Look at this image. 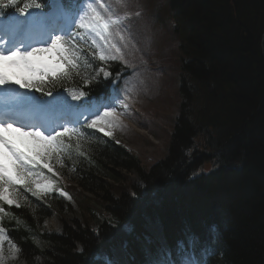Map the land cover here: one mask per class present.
I'll list each match as a JSON object with an SVG mask.
<instances>
[{"label": "trees", "instance_id": "1", "mask_svg": "<svg viewBox=\"0 0 264 264\" xmlns=\"http://www.w3.org/2000/svg\"><path fill=\"white\" fill-rule=\"evenodd\" d=\"M74 1L81 0H63L66 7ZM45 3L0 0V17L34 14L46 9ZM169 3L178 32L186 34L179 45V118L169 148L177 152L144 172L138 159L87 123L70 137L56 136L58 150L52 155L74 169L78 182L75 187L60 185L83 222H65V236L46 233L43 223L58 214L63 202L56 196L33 197L14 184L20 207L0 201L7 213H0V227L27 264H161L178 242L191 244L200 264H264V0ZM57 52L62 67L55 75L51 67L40 70L45 79L34 80L36 87H23L26 92L44 98L80 90L87 99L107 92L112 81L97 76L105 65L88 43L74 37L60 40ZM121 69V63H113L108 72L115 77ZM194 151L203 157H195ZM205 163L212 169L199 174ZM110 165L141 168L143 187L120 179ZM31 173L54 177L39 165ZM121 183L126 195L119 198L130 200L122 217L134 225L130 246L121 242L130 236L122 231L116 209L98 193L103 184L120 195Z\"/></svg>", "mask_w": 264, "mask_h": 264}, {"label": "rangeland", "instance_id": "2", "mask_svg": "<svg viewBox=\"0 0 264 264\" xmlns=\"http://www.w3.org/2000/svg\"><path fill=\"white\" fill-rule=\"evenodd\" d=\"M51 1H49V5H51ZM86 1L87 13L85 5H82L80 8L77 7V11L73 13H67L63 10L62 17L71 22L70 26L76 25L83 29L86 27V30H84L90 34L88 43L105 63V66L98 71L97 76H100L102 80L110 79L112 81L108 103L112 101L113 95L117 97L114 108L100 110L101 112L93 118L100 117L98 125H104L107 133H111V135H105L102 131L96 130V132L94 128H91V130L98 135L100 134L99 136L105 140H115L117 144L127 150L129 155L142 163L144 172H149L156 164L160 163L162 165L171 154L177 152L176 149L169 150V148L173 126L179 118L180 98L178 91L181 68L179 45L185 39L186 34L180 29L179 24L180 31L178 32V20L170 12L169 0ZM38 16L37 14L34 19ZM48 20L42 18L41 22H47ZM13 21L14 23L21 21V23L16 25L12 23L11 26H6L8 23L0 21V24H2L0 26V53L4 55L18 52L20 48L27 44L32 34L28 27L29 24H23V18L20 20L16 18ZM34 22L39 23L37 20H34ZM59 36L56 34L52 39ZM14 39H16L17 46L11 50L9 49L10 43ZM51 42L52 40L35 43L28 47L26 51L46 48ZM118 62L121 63V70L127 73L122 86L121 84L117 86V80L121 79L123 73L116 77H112L111 73L107 77L104 75V72H108V68L112 67L113 63ZM30 96L22 92L18 86L0 84V101L10 109L25 107L32 100ZM49 96L51 97L47 96L48 98H46L50 99L47 104L50 102L53 104L45 106L42 103L39 106L45 112V108L49 107L51 113H58L63 117H67L69 113L75 111L82 100L80 90H67L61 94ZM94 107L97 106L93 104L89 111L91 112ZM109 109L112 111H108ZM106 112L111 114L105 116L104 113ZM69 125L71 124L69 123ZM20 130L21 132L37 131L34 129ZM71 130L68 129V133L65 134L67 137L71 136ZM63 131L64 129L56 128L52 133L43 134V136L50 138ZM3 135L17 140H32V138H21L19 133L15 132L3 133ZM53 143L56 147V140ZM26 146L33 147L30 143ZM6 151L7 149H4L3 152L0 151V163H9L5 156ZM194 153H196L195 157H203L199 151H194ZM124 161L129 162L127 158ZM50 163L54 177L50 178L44 174L41 182L51 179L54 182L53 190L41 194L40 198L56 196L63 202L64 206L60 208L58 214H52L48 217L42 227L48 234L65 236V222H72L75 225H81L83 222L78 207L60 185L62 182H66L67 185L75 187L78 185L77 175L73 168L63 167L52 154ZM39 166L44 169L41 165ZM32 167L31 164L24 165L25 170L28 172H31ZM110 168L111 170L114 169L115 173L121 174L120 179L127 180V183L131 186L137 189L143 187L139 173L140 167V170L133 165H130L129 169L111 165ZM211 169L212 164L205 163L200 166L198 173H208ZM34 179H40V177H34ZM101 185L102 190L98 193L104 196L116 209V212L113 213L115 216H119L120 222H123L122 231L125 235L130 236L129 238L125 237L121 242L124 246H130L134 240L131 235L134 225L128 223L130 218L125 220L122 217L124 207L130 203V200L127 196L124 199L119 198L126 195L125 185L122 183L117 185L119 186L120 195L108 191V189H105V185ZM80 190L84 191L82 188ZM84 193L98 199L92 193ZM106 232H110V229L106 228ZM0 235L6 236V233L3 232ZM107 238L109 240L110 235ZM177 245L182 252H185L186 245L182 243ZM2 247L3 252L0 254L2 255V264H27L20 258L19 252L15 255L12 254V244L10 242L8 243L5 240Z\"/></svg>", "mask_w": 264, "mask_h": 264}, {"label": "snow or ice", "instance_id": "3", "mask_svg": "<svg viewBox=\"0 0 264 264\" xmlns=\"http://www.w3.org/2000/svg\"><path fill=\"white\" fill-rule=\"evenodd\" d=\"M36 6L38 7L39 5ZM60 40L61 38H55L49 47L34 49L24 55L18 52H12L9 55L0 53V84L5 81H14L21 87L32 88L36 87L33 83L34 80L45 79L44 76L39 75L40 70L48 71L49 67H51L53 69L52 75H55V69L62 67L60 56L57 52ZM37 53H41V55H37ZM104 75L107 77L109 73L105 71ZM110 114V112L104 113L105 116ZM99 122L100 117H97L91 121L89 127L96 128ZM100 130L104 131L102 128ZM8 132L19 133L21 138H32V140H17L3 135V133ZM67 133L68 129L65 128L63 132L57 133V136H63ZM106 134L111 135V133ZM56 138V136L45 137L40 131L21 132L19 128H13L11 124L0 125V146L7 149L5 156L9 161L8 164L0 163V201L9 206L20 207L12 188L14 184L25 187L33 197H40L41 194H46L53 190L54 182L51 179L41 182L43 179L42 175L26 171L24 165H41L44 169L52 172L53 168L50 158L51 154L58 150L53 143ZM29 143L33 147H27L26 145ZM33 177H40V179H34ZM0 213H5L3 207H0ZM3 232L4 229L0 228V234ZM8 239L9 237L0 235V254L3 252L4 241ZM11 250L13 255L20 251L15 244L12 245ZM0 264H2V255H0Z\"/></svg>", "mask_w": 264, "mask_h": 264}, {"label": "bare ground", "instance_id": "4", "mask_svg": "<svg viewBox=\"0 0 264 264\" xmlns=\"http://www.w3.org/2000/svg\"><path fill=\"white\" fill-rule=\"evenodd\" d=\"M56 13H55V11H51L49 14H47V15H45V16H43L42 14L41 15H39L35 20H37L39 23H46V22H41V19L42 18H45V19H52L53 18V16L55 15ZM16 21H18V20H16ZM0 26H2V24H0ZM3 98V97H2ZM15 98V97H14ZM9 100H10V98H9ZM48 101H50V99H45V100H43V101H39V102H33L34 104H36V105H40V104H42V103H44L45 104V106H48V105H50V104H53L52 102H50V103H48L47 104V102ZM29 102V101H28ZM18 107V106H17ZM45 110H46V112H49V113H51V110H50V108L48 107V108H45ZM45 126V125H44ZM46 129H48L49 127H45ZM104 129V131H102L105 135H107L106 133H107V130H106V128H105V126L104 125H98L96 128H94L95 129V131L97 130V131H99V132H101V130L100 129ZM11 133V132H10ZM1 147V146H0ZM1 148H2V150H1ZM0 148V151H4V149H3V147H1Z\"/></svg>", "mask_w": 264, "mask_h": 264}, {"label": "water", "instance_id": "5", "mask_svg": "<svg viewBox=\"0 0 264 264\" xmlns=\"http://www.w3.org/2000/svg\"><path fill=\"white\" fill-rule=\"evenodd\" d=\"M261 49H262V55L264 56V26H263V33L261 36ZM264 100V97L262 99V101Z\"/></svg>", "mask_w": 264, "mask_h": 264}, {"label": "clouds", "instance_id": "6", "mask_svg": "<svg viewBox=\"0 0 264 264\" xmlns=\"http://www.w3.org/2000/svg\"><path fill=\"white\" fill-rule=\"evenodd\" d=\"M108 111H112L111 109H109Z\"/></svg>", "mask_w": 264, "mask_h": 264}]
</instances>
